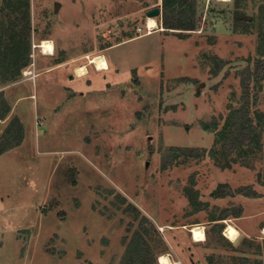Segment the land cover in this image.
Returning <instances> with one entry per match:
<instances>
[{"label":"rangeland","instance_id":"374dc122","mask_svg":"<svg viewBox=\"0 0 264 264\" xmlns=\"http://www.w3.org/2000/svg\"><path fill=\"white\" fill-rule=\"evenodd\" d=\"M164 1L30 0L24 70L37 77L0 85V264H123L138 230L174 264H264V0H241L249 28L236 25V0H187L194 31L167 30L161 15L145 33ZM1 17L6 31L19 20ZM43 40L53 55L33 47ZM96 55L108 71L89 65ZM247 68L253 140L230 150Z\"/></svg>","mask_w":264,"mask_h":264},{"label":"trees","instance_id":"16d2710c","mask_svg":"<svg viewBox=\"0 0 264 264\" xmlns=\"http://www.w3.org/2000/svg\"><path fill=\"white\" fill-rule=\"evenodd\" d=\"M0 85L3 83L21 78L25 68L31 64V38H32V21L30 13V0H0ZM173 0H167L163 2L162 7V25L167 30H179L182 32H192L196 27L195 10L193 5L189 1H181V8H173ZM241 0H236V25H242L247 28L251 27L252 22H249L248 17L241 11L239 4ZM8 14L9 18L19 16L17 18H10L9 28L3 30V25L6 23L1 14ZM246 28V29H247ZM184 34V33H182ZM264 54V49L262 50ZM264 65L263 61L257 63L258 69ZM252 70L247 68L244 71L242 79L243 87V100L244 105L232 112L228 119V137L225 138V142L231 146L230 150L235 147L251 143L253 140V119L250 117V90L252 82ZM259 79V78H258ZM17 79L16 81H18ZM15 82V81H14ZM10 112V107L0 101V119L6 118ZM224 186H221V189ZM225 188V187H224ZM240 195H246L248 197H254L256 195L253 191L250 194H246L243 189L237 191ZM221 193V192H219ZM131 211L138 216L139 211L130 205ZM234 212V213H233ZM241 209H235L234 211L225 210L220 215L222 219H226L229 215L235 214L234 217H241ZM212 220H218L214 218ZM150 223L148 219H144L141 222V226ZM141 231H136L133 235V239L130 243V248L123 259V264H156L158 261L157 256L152 253L148 242L144 239ZM249 246L254 248L255 243L248 239L244 241L243 246ZM256 249L260 250V245ZM161 255V254H160ZM158 255V256H160Z\"/></svg>","mask_w":264,"mask_h":264},{"label":"bare ground","instance_id":"6f19581e","mask_svg":"<svg viewBox=\"0 0 264 264\" xmlns=\"http://www.w3.org/2000/svg\"><path fill=\"white\" fill-rule=\"evenodd\" d=\"M224 2H229L230 0H220ZM146 26L149 30H151L150 34H153V30L158 29V23L156 21V18L154 17H148L146 21ZM161 31H164L163 29ZM44 42L42 43L43 51L41 52L45 56H51L53 55V50H51V45L52 41L49 40H43ZM90 60H92V64H95L99 69L97 70L98 72H103V68L105 67L106 64H108L106 58L102 55H96V56H90ZM109 67V65H108ZM102 70V71H101ZM107 70V69H106ZM75 73L78 77L82 78L84 76H87L89 74V67L86 64H81L78 65L75 68ZM194 233V242H201L202 237L204 235L203 228L202 227H194L193 229ZM262 234L264 235V228L262 229ZM225 236L230 240V241H237V239L240 236V230L236 228L232 224H228L226 230H225ZM159 263L160 264H174L173 261L171 260L170 256L168 254H162L159 256Z\"/></svg>","mask_w":264,"mask_h":264},{"label":"built area","instance_id":"2783aa9c","mask_svg":"<svg viewBox=\"0 0 264 264\" xmlns=\"http://www.w3.org/2000/svg\"><path fill=\"white\" fill-rule=\"evenodd\" d=\"M231 1V0H230ZM229 1V2H230ZM145 29H146V32L145 33H148V34H150L151 33V30H149L148 28H147V26L145 27ZM140 33H142L143 32V29L142 28H139V30H138ZM153 31H155V30H153ZM44 41H42L40 44H33L34 46V48H38V49H40L41 50V52L43 51V47L41 46L42 45V43H43ZM54 48H55V46H54V43H52V45H51V50H53V53H54ZM32 56V55H31ZM102 56H104L105 57V55H102ZM90 56H86L85 58L88 60V63H89V65H93L94 67H95V69L96 70H98L99 68L95 65V64H92L91 62H92V60H90V58H89ZM108 65L109 64H106L105 65V67H102L103 69V71H108L109 70V67H108ZM107 69V70H106ZM101 70V71H102ZM23 75L25 76V77H29V79H31V80H33L34 81V79L37 77V75H35L34 74V72L33 71H31V70H24L23 71ZM191 231V235H192V239L193 240H195V238H194V233H193V229L192 230H190ZM203 232H204V235H203V237H202V241L201 242H203L206 238H205V230L203 229ZM225 234V233H224Z\"/></svg>","mask_w":264,"mask_h":264},{"label":"water","instance_id":"95a60500","mask_svg":"<svg viewBox=\"0 0 264 264\" xmlns=\"http://www.w3.org/2000/svg\"><path fill=\"white\" fill-rule=\"evenodd\" d=\"M162 15V9L161 7H154L153 9L149 10L147 12V16L148 17H154V18H157V17H160ZM74 76L71 75V79H73ZM148 166V165H147ZM159 260V259H158Z\"/></svg>","mask_w":264,"mask_h":264},{"label":"crops","instance_id":"0c3cea01","mask_svg":"<svg viewBox=\"0 0 264 264\" xmlns=\"http://www.w3.org/2000/svg\"><path fill=\"white\" fill-rule=\"evenodd\" d=\"M116 47V46H115ZM105 58H106V56H105Z\"/></svg>","mask_w":264,"mask_h":264}]
</instances>
